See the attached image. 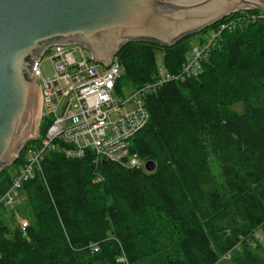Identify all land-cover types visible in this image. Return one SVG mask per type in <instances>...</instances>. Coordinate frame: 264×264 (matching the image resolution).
Wrapping results in <instances>:
<instances>
[{
  "label": "trees",
  "instance_id": "16d2710c",
  "mask_svg": "<svg viewBox=\"0 0 264 264\" xmlns=\"http://www.w3.org/2000/svg\"><path fill=\"white\" fill-rule=\"evenodd\" d=\"M220 35L201 73L146 98L151 120L133 149L156 169L48 153L43 174L23 183L21 205L0 206V264H215L235 251L238 264H264L254 251L263 241L250 244L264 236V17ZM191 38L128 42L117 54L118 92L151 80L159 50L179 73ZM9 167L0 196L13 181Z\"/></svg>",
  "mask_w": 264,
  "mask_h": 264
},
{
  "label": "water",
  "instance_id": "95a60500",
  "mask_svg": "<svg viewBox=\"0 0 264 264\" xmlns=\"http://www.w3.org/2000/svg\"><path fill=\"white\" fill-rule=\"evenodd\" d=\"M242 10L264 11V0H0V172L39 136L32 64L50 45H85L110 66L128 42L171 46Z\"/></svg>",
  "mask_w": 264,
  "mask_h": 264
},
{
  "label": "built area",
  "instance_id": "2783aa9c",
  "mask_svg": "<svg viewBox=\"0 0 264 264\" xmlns=\"http://www.w3.org/2000/svg\"><path fill=\"white\" fill-rule=\"evenodd\" d=\"M242 10L239 16L215 28L199 45L193 44L191 55L179 73H171L162 61L146 84L119 93L117 84L124 66L117 56L110 66L95 60L82 44L50 45L32 64V72L41 88L40 132L26 150L23 162L13 171V181L0 196V206L15 208L23 201V183L43 174L42 163L50 152L69 159H81L91 153L94 161H111L130 168H145L146 162L133 149V139L149 122L146 98L171 80H184L203 70V61L219 42L225 28L250 23L264 17V11ZM44 62L51 65L44 73ZM45 127L42 131L41 128ZM28 222L22 223V229ZM264 241L256 232L251 245ZM98 250V247H95Z\"/></svg>",
  "mask_w": 264,
  "mask_h": 264
},
{
  "label": "rangeland",
  "instance_id": "374dc122",
  "mask_svg": "<svg viewBox=\"0 0 264 264\" xmlns=\"http://www.w3.org/2000/svg\"><path fill=\"white\" fill-rule=\"evenodd\" d=\"M214 27H209L207 28L206 30H203L201 32H198L196 34H193L192 35V38H191V42H192V45L193 44H196V45H199L200 42H201V39L207 37L211 32L214 31ZM158 64L161 62V50H159L158 52ZM191 55V51L188 52V56ZM42 69L44 71V73L48 74L50 73L51 71V65L49 62H44L43 63V66H42ZM232 109L237 111L238 113H243L244 110H245V106H244V103L243 102H237L235 104L232 105ZM34 143V141H32L29 145H32ZM11 170L13 171H16L17 169V166L15 165H12L9 167ZM20 221L19 222H22L24 223L25 221H28L27 219H19ZM8 223L10 224V226L13 228V222L12 221H8ZM262 246L263 247H259L258 249L254 250L256 252L257 255L259 256H263L264 257V241L262 242ZM255 247V245L253 246V248ZM236 251L233 252V253H230L229 255H226L224 256L222 259H220L217 263L215 264H238L236 262V260L234 259L235 255H236ZM120 260H125L124 257H122Z\"/></svg>",
  "mask_w": 264,
  "mask_h": 264
}]
</instances>
